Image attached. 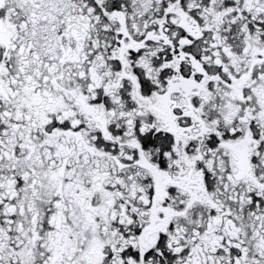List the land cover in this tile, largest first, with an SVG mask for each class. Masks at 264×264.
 <instances>
[{"label":"snow or ice","instance_id":"6c2138e0","mask_svg":"<svg viewBox=\"0 0 264 264\" xmlns=\"http://www.w3.org/2000/svg\"><path fill=\"white\" fill-rule=\"evenodd\" d=\"M0 264H264V0H0Z\"/></svg>","mask_w":264,"mask_h":264}]
</instances>
